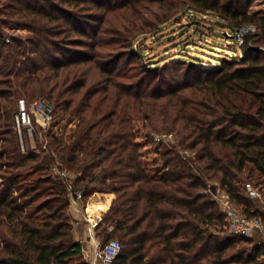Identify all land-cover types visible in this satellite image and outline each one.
Here are the masks:
<instances>
[{
	"label": "trees",
	"instance_id": "16d2710c",
	"mask_svg": "<svg viewBox=\"0 0 264 264\" xmlns=\"http://www.w3.org/2000/svg\"><path fill=\"white\" fill-rule=\"evenodd\" d=\"M0 1V264H89L68 211L70 180L55 166L84 205L97 191L113 195L95 228L102 244L118 234L112 264H264V234H222L217 193L262 217L247 188L264 196V11L249 12L254 0ZM139 6V23L149 12L215 13L241 52L210 68L182 57L138 65L145 25L122 31L113 15ZM251 25L259 31L239 44L234 32ZM9 26L31 34L7 42ZM40 96L73 134L48 133V151L21 152L17 101ZM162 132L178 142L148 158Z\"/></svg>",
	"mask_w": 264,
	"mask_h": 264
},
{
	"label": "rangeland",
	"instance_id": "374dc122",
	"mask_svg": "<svg viewBox=\"0 0 264 264\" xmlns=\"http://www.w3.org/2000/svg\"><path fill=\"white\" fill-rule=\"evenodd\" d=\"M2 2L4 1H0V8L2 7ZM144 11L146 10H144L142 6H139L129 11L115 13L113 15V22L122 31H124L125 29L132 30L133 27L137 23H139L141 14ZM257 11H264V0H254L252 2L251 6L249 7V12ZM1 16L2 14L0 13V17ZM217 19V15L215 13L208 12L203 14L200 12L198 13L194 10L192 11L190 9H183L172 17L165 19L154 17L151 15V12L145 14L143 17V23H139L141 26L145 25V28L144 30H141L140 33L134 38V48L140 49L138 55L135 56V62L138 65H145L149 61L151 62V65L154 66L158 63L163 64L164 62H168L172 58L182 57V59L184 60L189 59L190 62L196 61L201 64L202 67L210 68L214 64H217L220 58L231 55H239L241 50L234 38L226 37L224 33L225 29L229 30V32H233L232 29H224V27H221V25L217 23ZM135 22L136 24H134ZM257 31H259V29L256 27V30L254 32ZM9 32L11 33V35L24 38L31 34L26 29L11 26L4 29V33L9 34ZM262 47L264 48V46ZM141 53H143V55H141ZM69 120L70 118L68 116L58 115L54 125H51L47 129L42 128L37 132V137L35 135V137H33L31 141H29V143L32 144V147L34 148H29L27 149V151L45 150L40 145L42 141L48 144V133L50 135L55 134L69 139L71 134H73L74 128V124H71ZM169 133L171 132H162L160 134ZM157 134L158 133H156V135ZM173 134L175 137L174 143L176 144L178 142V138L176 133ZM16 137L18 140L19 149L21 152H23L21 150L20 140L17 134ZM171 145L173 148L174 144L165 143L161 146L160 149L170 148ZM158 146V144L153 142L151 146L146 147L147 152H149L148 158H153L154 156H156L155 149ZM180 152L191 151L183 150ZM217 193L219 195L218 199L221 195H224L220 188L217 189ZM74 205L75 207H78L76 204ZM99 209H101L102 212L104 208L100 207ZM98 216H100V214H97V217ZM225 233L227 235L226 229H224V232H222V234ZM262 235L263 234H260L256 236V238L259 239L260 237H262ZM111 238L118 239V234L112 233ZM239 246L244 245L243 243H240Z\"/></svg>",
	"mask_w": 264,
	"mask_h": 264
},
{
	"label": "built area",
	"instance_id": "2783aa9c",
	"mask_svg": "<svg viewBox=\"0 0 264 264\" xmlns=\"http://www.w3.org/2000/svg\"><path fill=\"white\" fill-rule=\"evenodd\" d=\"M255 26L243 27L234 32L235 39L239 44L243 43V38L249 31L254 32ZM229 34V32L227 31ZM11 33L7 34L5 40L10 41ZM57 120V115L54 111V105L47 98L40 96L29 102L25 98H20L17 101V111L14 120V129L20 140L21 150L26 152L27 149L32 147L29 141L33 137H37L39 130L47 129L51 125H54ZM174 134H157L154 137V141L158 145L165 143L174 144ZM40 145V144H39ZM43 149H47L48 144L43 142L40 145ZM53 173L62 177L69 178L70 180V192L69 198L71 205L81 201L83 191L77 190L72 191V176L68 172L61 170L58 166H55ZM250 196L259 201V206L262 212L261 216H249L242 212L239 208L235 207L229 197L221 195L219 201L221 202L222 208L225 213L226 224L225 229L227 234L230 236H253L264 234V196L262 193L250 183L247 184ZM89 229L92 232L91 238L93 239L92 244V259L89 264H112L119 256L122 248V244L119 239L111 238L106 243L102 244L100 240L95 237V228L100 222L97 218H87Z\"/></svg>",
	"mask_w": 264,
	"mask_h": 264
},
{
	"label": "crops",
	"instance_id": "0c3cea01",
	"mask_svg": "<svg viewBox=\"0 0 264 264\" xmlns=\"http://www.w3.org/2000/svg\"><path fill=\"white\" fill-rule=\"evenodd\" d=\"M112 199V194L97 191L88 198L85 205L82 203V201H78L76 203L78 207L72 205V207L70 206V208L68 209L69 215L74 225V237L76 240L82 242V256L83 259L88 263L92 259V244L94 241L90 238L92 232L89 229L87 218H97L99 219V221H101L103 214L110 207ZM100 207H103L104 211L101 212V209H99ZM97 214H100V216L97 217ZM94 233L96 239L100 240L96 235V231Z\"/></svg>",
	"mask_w": 264,
	"mask_h": 264
}]
</instances>
